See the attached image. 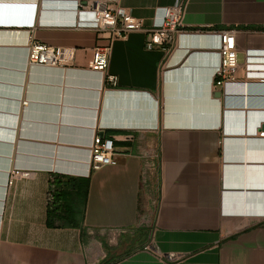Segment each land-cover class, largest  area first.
<instances>
[{"label":"crops","instance_id":"0c3cea01","mask_svg":"<svg viewBox=\"0 0 264 264\" xmlns=\"http://www.w3.org/2000/svg\"><path fill=\"white\" fill-rule=\"evenodd\" d=\"M177 4L172 53L132 31L102 72L90 62L107 40L77 0H0V264H264V0L114 7L150 28ZM226 28L240 30L237 76L253 83L225 91ZM31 38L69 63L30 64ZM96 135L116 164L92 169ZM13 169L30 174L8 185ZM55 175L89 179L78 225L47 224Z\"/></svg>","mask_w":264,"mask_h":264},{"label":"built area","instance_id":"2783aa9c","mask_svg":"<svg viewBox=\"0 0 264 264\" xmlns=\"http://www.w3.org/2000/svg\"><path fill=\"white\" fill-rule=\"evenodd\" d=\"M117 0H77L79 7L91 10L95 19L92 28L107 40L106 44L97 45L94 48V56L90 62L91 68L104 72L108 68L113 42L118 38H126L130 32L143 30L147 33V47L153 48L161 45L172 53L177 47L178 36L184 26L185 6L183 4L165 6L163 18L160 24L145 28L142 18L136 17L130 12L114 7ZM240 30L226 28L220 32V56L221 62L215 74V88L227 90L229 86H242L245 80L238 78V38ZM69 53L61 46H49L36 38H31L28 43V61L33 65L65 66L69 63ZM109 84L116 85L117 77L109 74L106 77ZM260 83H264L261 80ZM264 136V132H262ZM112 148V142L96 135L91 144L90 164L92 169H99L105 165L116 164L117 158ZM27 170L13 169L8 178V185L15 180L29 176ZM153 248V247H151Z\"/></svg>","mask_w":264,"mask_h":264},{"label":"trees","instance_id":"16d2710c","mask_svg":"<svg viewBox=\"0 0 264 264\" xmlns=\"http://www.w3.org/2000/svg\"><path fill=\"white\" fill-rule=\"evenodd\" d=\"M88 187V178L53 176L50 183L47 224L50 227L78 225V220L83 214L78 198L87 199Z\"/></svg>","mask_w":264,"mask_h":264},{"label":"rangeland","instance_id":"374dc122","mask_svg":"<svg viewBox=\"0 0 264 264\" xmlns=\"http://www.w3.org/2000/svg\"><path fill=\"white\" fill-rule=\"evenodd\" d=\"M244 55L242 53L239 54V60L243 61Z\"/></svg>","mask_w":264,"mask_h":264},{"label":"water","instance_id":"95a60500","mask_svg":"<svg viewBox=\"0 0 264 264\" xmlns=\"http://www.w3.org/2000/svg\"><path fill=\"white\" fill-rule=\"evenodd\" d=\"M220 94H221V92H219ZM263 127H264V125H263Z\"/></svg>","mask_w":264,"mask_h":264}]
</instances>
